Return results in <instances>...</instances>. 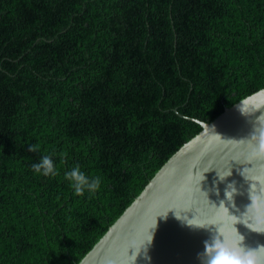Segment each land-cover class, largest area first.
Instances as JSON below:
<instances>
[{
    "label": "trees",
    "instance_id": "trees-1",
    "mask_svg": "<svg viewBox=\"0 0 264 264\" xmlns=\"http://www.w3.org/2000/svg\"><path fill=\"white\" fill-rule=\"evenodd\" d=\"M262 88L264 0H0V264H78L195 119Z\"/></svg>",
    "mask_w": 264,
    "mask_h": 264
},
{
    "label": "water",
    "instance_id": "water-1",
    "mask_svg": "<svg viewBox=\"0 0 264 264\" xmlns=\"http://www.w3.org/2000/svg\"><path fill=\"white\" fill-rule=\"evenodd\" d=\"M195 120L202 130L167 160L78 264H201L204 242L218 235L229 244L241 234L248 247L264 245V234L245 226L264 225V88L211 122ZM218 174L227 177L221 181ZM230 184L236 192L228 199ZM175 214L205 228L189 227Z\"/></svg>",
    "mask_w": 264,
    "mask_h": 264
},
{
    "label": "clouds",
    "instance_id": "clouds-1",
    "mask_svg": "<svg viewBox=\"0 0 264 264\" xmlns=\"http://www.w3.org/2000/svg\"><path fill=\"white\" fill-rule=\"evenodd\" d=\"M260 137L261 140L259 147L261 149H264V129L260 131ZM33 167L36 173H42L45 176L56 174L51 156H41L39 163L34 164ZM229 175H231V173ZM218 176L221 181H223L227 177H221L219 174ZM65 178L71 182V187L75 189L77 194H83L85 190L94 192L95 190H98L101 185V178L96 177L89 180L86 177L85 173L80 170V167L78 165L71 171L67 172L65 174ZM228 188L230 190H226L225 195L229 199V194H231V197H233L236 189L231 184L228 186ZM162 216L166 217L167 214ZM175 216L178 220L185 222L189 227L205 228L203 226L194 225L189 221L182 219L177 214H175ZM245 226L253 232L264 234V225ZM155 227L156 223L153 226V229H155ZM152 240L153 235L151 233L142 246L145 251L146 246L151 244ZM244 240L245 237L240 234V240L236 244H229L225 242L220 238L219 235L214 236L211 240L205 241L203 253L198 254L201 264H264V245H258L255 248H251L244 244ZM139 253H137V255ZM201 257H203L204 259L202 260ZM145 258L150 259V257L147 256H145Z\"/></svg>",
    "mask_w": 264,
    "mask_h": 264
}]
</instances>
